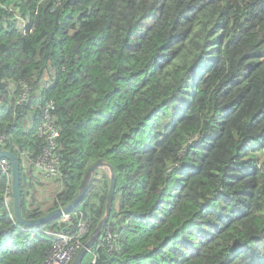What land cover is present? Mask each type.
Here are the masks:
<instances>
[{
  "label": "trees",
  "instance_id": "1",
  "mask_svg": "<svg viewBox=\"0 0 264 264\" xmlns=\"http://www.w3.org/2000/svg\"><path fill=\"white\" fill-rule=\"evenodd\" d=\"M48 101L55 180L35 167ZM0 134L24 219L67 206L97 161L112 168L110 245L79 264H264V0H0ZM7 187L0 170V264H43L46 232L72 234L81 218L86 243L109 171L70 222L39 228L16 223Z\"/></svg>",
  "mask_w": 264,
  "mask_h": 264
},
{
  "label": "built area",
  "instance_id": "2",
  "mask_svg": "<svg viewBox=\"0 0 264 264\" xmlns=\"http://www.w3.org/2000/svg\"><path fill=\"white\" fill-rule=\"evenodd\" d=\"M30 93V88L26 84H22L20 93L18 94L17 104L22 105L27 101ZM54 104L48 101L42 108L41 119L36 128V134L39 138L45 141V148L42 156L35 162L37 171L41 173L44 179L55 180L59 179V165L58 159L55 156L57 140L59 138V130L54 124L52 112ZM7 143L5 135L0 134V149L5 150L4 146ZM21 161L28 157L25 153L20 154ZM0 170L6 176L8 181L11 180L10 164L6 159H0ZM4 205L6 210L10 213V205L12 203V190L6 188L3 195ZM62 223H68L71 220L70 215L62 214ZM81 217V214H80ZM17 226V225H16ZM88 227L86 223L79 218L77 226L72 234L63 232H46V236L51 240L52 247L49 255L43 264H70L72 258L80 251L84 245V240L88 235ZM97 248L104 247L105 244L110 245L111 236L106 230L103 236L100 235ZM94 263V261H93Z\"/></svg>",
  "mask_w": 264,
  "mask_h": 264
},
{
  "label": "water",
  "instance_id": "3",
  "mask_svg": "<svg viewBox=\"0 0 264 264\" xmlns=\"http://www.w3.org/2000/svg\"><path fill=\"white\" fill-rule=\"evenodd\" d=\"M0 159H6L10 164L13 215H14L16 223L19 226L25 227V228H39L59 218L62 214H69L82 201L87 185L91 177L93 176V174L100 169H108L109 188H108L107 198H106L105 214L102 220L97 225V227L90 234L86 243L83 245L80 251L76 254V257L74 258L73 262L71 263V264H79L82 258L84 257V255L90 251V249L94 246L96 241L99 239L101 235V231L107 223L110 210H111L114 192H115V185H116V179H115L112 168L108 166L106 163H103L102 161H97L87 170L86 174L84 175V179L79 186L78 195L67 206L52 210L51 212L47 213L41 218L28 220V219H24L21 216L22 196H21V190H20L19 162L12 153L6 150H1V149H0Z\"/></svg>",
  "mask_w": 264,
  "mask_h": 264
},
{
  "label": "rangeland",
  "instance_id": "4",
  "mask_svg": "<svg viewBox=\"0 0 264 264\" xmlns=\"http://www.w3.org/2000/svg\"><path fill=\"white\" fill-rule=\"evenodd\" d=\"M38 200L40 201V200H43V199H40V198L38 197Z\"/></svg>",
  "mask_w": 264,
  "mask_h": 264
}]
</instances>
